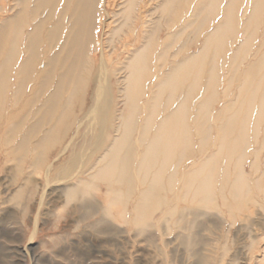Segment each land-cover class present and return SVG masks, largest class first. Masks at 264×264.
<instances>
[{
  "label": "bare ground",
  "instance_id": "6f19581e",
  "mask_svg": "<svg viewBox=\"0 0 264 264\" xmlns=\"http://www.w3.org/2000/svg\"><path fill=\"white\" fill-rule=\"evenodd\" d=\"M114 1L0 7V144L14 170L51 172L57 148L74 180L65 203L91 213L99 188L102 214L117 204L139 232L188 231L194 209L249 217L264 198V0Z\"/></svg>",
  "mask_w": 264,
  "mask_h": 264
},
{
  "label": "rangeland",
  "instance_id": "374dc122",
  "mask_svg": "<svg viewBox=\"0 0 264 264\" xmlns=\"http://www.w3.org/2000/svg\"><path fill=\"white\" fill-rule=\"evenodd\" d=\"M13 1L0 0V7ZM5 15L9 12L1 10L0 17ZM114 20H104L109 24L98 33L100 42L112 37ZM120 42L121 37H113L119 52L124 49ZM8 146L0 144V264H264V198L261 207L248 208L249 217L241 215L234 222L215 210H199L194 216V209L185 218L194 221L188 231L161 224L139 232L117 216V204L110 205V215L102 214L108 198L99 188L92 194L91 213L77 200L65 203L63 190L74 181L62 169L66 153L58 156L57 148L49 152L45 164L51 172L47 166L32 169L26 160L17 174L5 153ZM188 233L191 247L180 240Z\"/></svg>",
  "mask_w": 264,
  "mask_h": 264
}]
</instances>
